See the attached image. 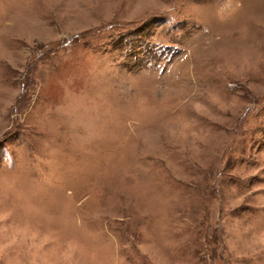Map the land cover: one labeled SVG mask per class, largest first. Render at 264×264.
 <instances>
[{
	"label": "rangeland",
	"instance_id": "obj_1",
	"mask_svg": "<svg viewBox=\"0 0 264 264\" xmlns=\"http://www.w3.org/2000/svg\"><path fill=\"white\" fill-rule=\"evenodd\" d=\"M0 264H264V0H0Z\"/></svg>",
	"mask_w": 264,
	"mask_h": 264
}]
</instances>
